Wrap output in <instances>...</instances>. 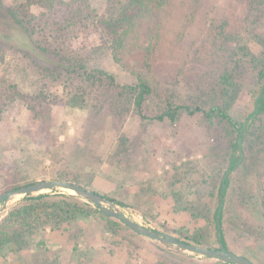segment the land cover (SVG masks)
I'll return each mask as SVG.
<instances>
[{"label":"rangeland","instance_id":"rangeland-1","mask_svg":"<svg viewBox=\"0 0 264 264\" xmlns=\"http://www.w3.org/2000/svg\"><path fill=\"white\" fill-rule=\"evenodd\" d=\"M14 1L0 0V89L9 81L31 91L47 74L49 85L59 90L101 68L112 72L120 87L140 80L151 86L143 107L149 117L167 103L229 104L238 120L252 110L259 80L251 59L264 56V0H141L113 23L116 45L92 25L70 30L57 52L39 47L8 13ZM92 3L102 11L101 0ZM225 71L235 77L228 95L220 80ZM120 87L93 109L53 105V121L46 124L30 125L26 107L9 104L0 115V191L12 175L75 179L123 202L117 207L142 226L180 238L201 232L204 245L218 247L213 213L229 146L224 125L184 111L174 122L142 118ZM42 193L77 196L63 187ZM23 197L0 210V220ZM80 199L90 207L75 221L32 229L29 247L15 259L5 250L3 264H226L170 248L124 223L109 233L96 206ZM222 229L229 250L264 264L260 153L246 151L232 173Z\"/></svg>","mask_w":264,"mask_h":264},{"label":"trees","instance_id":"trees-1","mask_svg":"<svg viewBox=\"0 0 264 264\" xmlns=\"http://www.w3.org/2000/svg\"><path fill=\"white\" fill-rule=\"evenodd\" d=\"M140 1L101 0L102 11L98 12L92 0H15L9 6L8 13L29 36L35 38L39 47L46 48L49 45L57 52L68 39L70 30L84 31L92 25L99 27L116 45L120 40L113 29V23L123 21L129 9ZM251 61L254 63V68H257L256 76L259 80V87L253 94L252 110L243 120H238L229 113V104H213L208 108H203L200 105L173 106L167 103L161 112L149 117L143 113V107L147 98L152 94L151 86L146 81L140 80L135 84L120 87L114 74L101 68L86 71L82 81L65 83L59 90L52 89L49 85L50 77L47 74L41 75L42 81L34 85L31 91L21 90L16 84L4 81L0 89V115L9 104L18 101L26 107L30 125L51 123L53 105L93 109L102 103L108 94L117 91L120 87L119 93H126L131 97L136 112L142 118L168 119L174 122L178 119L180 112L184 111L189 115L201 113L208 122L222 123L229 138V146L225 158L226 165L219 175L217 205L213 218L219 244L216 248L222 245L224 250H229L222 229V216L232 173L243 163L246 151L257 153V155L260 153L264 158V56L259 58L253 56ZM220 80L226 94H230L235 86L233 73L225 71ZM58 179L67 180L62 176ZM68 180L81 184L75 179ZM34 181L36 180H26L23 175H12L10 179L2 182L0 193ZM103 196L116 204L125 206L123 202L115 198ZM87 207H90V204L72 194L38 193L24 196L20 203L7 211L0 220V264H3L1 259L3 261L8 259L5 250L9 251L10 259H15L29 247L27 235L32 229L40 228L44 231L47 226L51 229L59 228L60 225L75 221L82 212L86 211ZM94 212L104 218L105 229L109 233H116V225L123 223L120 219L102 214L97 207L94 208ZM183 236L184 238H177L197 244H206L201 232ZM36 244L43 245L44 243L38 241ZM156 264L170 263L158 261Z\"/></svg>","mask_w":264,"mask_h":264},{"label":"water","instance_id":"water-1","mask_svg":"<svg viewBox=\"0 0 264 264\" xmlns=\"http://www.w3.org/2000/svg\"><path fill=\"white\" fill-rule=\"evenodd\" d=\"M58 187L73 190L75 195L91 201L102 214L110 216L112 218L120 219L133 231L153 238L160 243L169 246L170 248L180 251H190L203 254L208 257L216 258L218 261L224 263L256 264L251 259L242 254L235 253L231 250H224L222 245H220L219 248H211L206 245L194 243L193 241H183L175 236L142 226L136 221L127 217L125 213L122 212L117 207L116 203L111 199L103 196L97 191L66 179L48 178L43 180H36L34 182L2 192L0 193V201H2L0 204V210L4 209L8 205V203L18 195L30 196L42 193V191L46 189H53Z\"/></svg>","mask_w":264,"mask_h":264},{"label":"bare ground","instance_id":"bare-ground-1","mask_svg":"<svg viewBox=\"0 0 264 264\" xmlns=\"http://www.w3.org/2000/svg\"><path fill=\"white\" fill-rule=\"evenodd\" d=\"M68 191H73V190H71V189H67ZM74 192V191H73Z\"/></svg>","mask_w":264,"mask_h":264}]
</instances>
